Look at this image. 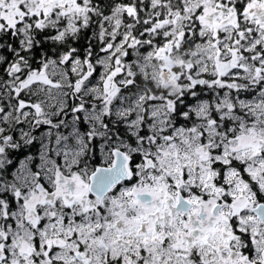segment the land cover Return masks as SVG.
<instances>
[{
  "label": "snow or ice",
  "instance_id": "1",
  "mask_svg": "<svg viewBox=\"0 0 264 264\" xmlns=\"http://www.w3.org/2000/svg\"><path fill=\"white\" fill-rule=\"evenodd\" d=\"M0 264H264V0H0Z\"/></svg>",
  "mask_w": 264,
  "mask_h": 264
}]
</instances>
